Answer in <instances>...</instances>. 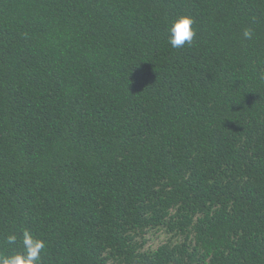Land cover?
Wrapping results in <instances>:
<instances>
[{"label":"trees","instance_id":"obj_1","mask_svg":"<svg viewBox=\"0 0 264 264\" xmlns=\"http://www.w3.org/2000/svg\"><path fill=\"white\" fill-rule=\"evenodd\" d=\"M23 228L43 264H264V0H0V252Z\"/></svg>","mask_w":264,"mask_h":264},{"label":"clouds","instance_id":"obj_2","mask_svg":"<svg viewBox=\"0 0 264 264\" xmlns=\"http://www.w3.org/2000/svg\"><path fill=\"white\" fill-rule=\"evenodd\" d=\"M194 23L192 16L184 14L178 15L168 24V43L172 48L180 49L193 43L196 36ZM243 37L251 40L253 30L245 28ZM3 242L9 248L0 252V264H43L46 241L30 229L23 228L20 233L11 231L3 237Z\"/></svg>","mask_w":264,"mask_h":264},{"label":"rangeland","instance_id":"obj_3","mask_svg":"<svg viewBox=\"0 0 264 264\" xmlns=\"http://www.w3.org/2000/svg\"><path fill=\"white\" fill-rule=\"evenodd\" d=\"M166 235L161 233H150L147 235V238L149 239V242L147 243V247L156 248L158 245H160L165 239Z\"/></svg>","mask_w":264,"mask_h":264}]
</instances>
